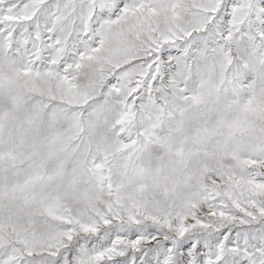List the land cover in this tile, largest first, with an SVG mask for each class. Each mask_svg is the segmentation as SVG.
I'll return each instance as SVG.
<instances>
[{
  "label": "snow or ice",
  "instance_id": "6c2138e0",
  "mask_svg": "<svg viewBox=\"0 0 264 264\" xmlns=\"http://www.w3.org/2000/svg\"><path fill=\"white\" fill-rule=\"evenodd\" d=\"M0 264H264V0H0Z\"/></svg>",
  "mask_w": 264,
  "mask_h": 264
}]
</instances>
